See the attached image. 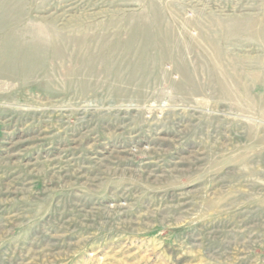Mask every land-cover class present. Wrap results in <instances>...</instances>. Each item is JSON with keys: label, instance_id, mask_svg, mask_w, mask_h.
<instances>
[{"label": "rangeland", "instance_id": "obj_1", "mask_svg": "<svg viewBox=\"0 0 264 264\" xmlns=\"http://www.w3.org/2000/svg\"><path fill=\"white\" fill-rule=\"evenodd\" d=\"M0 264H264V0H0Z\"/></svg>", "mask_w": 264, "mask_h": 264}, {"label": "bare ground", "instance_id": "obj_2", "mask_svg": "<svg viewBox=\"0 0 264 264\" xmlns=\"http://www.w3.org/2000/svg\"><path fill=\"white\" fill-rule=\"evenodd\" d=\"M158 34H159V33H158ZM4 44H5V43H4ZM61 44H62V41H61ZM65 44H66V42H65ZM14 45H15V44H14ZM56 45H57V44H56ZM6 46H7V45H6ZM3 47H5V45H4ZM3 47H2V48H3ZM7 47H8V46H7ZM13 47H14V46H13ZM65 47H66V46H65ZM65 47H64V48H65ZM38 48H39V46H38ZM62 49H63V48H62ZM1 50H2V52H3V49H1ZM34 50H35V49H34ZM53 50H54V54L57 53V55H58V51H61V48H60V47H59V48H58V47H57V48L55 47ZM13 51H15V50L13 49ZM38 51H39V49H38ZM62 51H63V50H62ZM4 52H5V51H4ZM4 52H3V55H4ZM63 52H64V51H63ZM11 54H13V53H11ZM33 54H34L33 50H30V55L32 56ZM54 54H53V55H54ZM8 55H9V54H8ZM10 56H11V55H10ZM8 57H9V56H8ZM33 60H34V59H33ZM36 63H37L36 61H34V62L32 61L31 64H29L28 70H29L30 72H31L32 69L35 67ZM9 66H10V65H9ZM166 75H167V74H166ZM225 83H226V82H225ZM212 85H213V84H212ZM224 85H225V84H224ZM226 86H227V85H226ZM222 87H223V86H222Z\"/></svg>", "mask_w": 264, "mask_h": 264}]
</instances>
